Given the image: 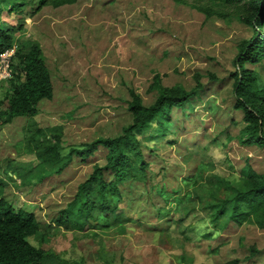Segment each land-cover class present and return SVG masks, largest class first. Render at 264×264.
Segmentation results:
<instances>
[{"label": "rangeland", "instance_id": "1", "mask_svg": "<svg viewBox=\"0 0 264 264\" xmlns=\"http://www.w3.org/2000/svg\"><path fill=\"white\" fill-rule=\"evenodd\" d=\"M247 12V0H46L10 12L0 3V19L12 26L5 49L37 41L52 83L34 115L3 122L8 54L0 66V197L34 212L39 228L27 238L46 254L41 264H215L233 256L264 264V226L210 217L228 191L223 179L241 186L246 162L264 174V146L236 139L241 112L229 74L238 42L252 32ZM255 68L263 87L264 70ZM198 79L203 86L182 107L135 130L148 163L139 180H147L118 182L116 220L58 224L77 184L105 161L103 147L85 156L72 149L121 131L129 89L148 104L162 88ZM53 142L58 161L36 157Z\"/></svg>", "mask_w": 264, "mask_h": 264}, {"label": "trees", "instance_id": "2", "mask_svg": "<svg viewBox=\"0 0 264 264\" xmlns=\"http://www.w3.org/2000/svg\"><path fill=\"white\" fill-rule=\"evenodd\" d=\"M1 2H4L10 12L20 11L26 6L38 8L46 0H0ZM247 5L248 12L242 16V21L251 27L252 32L238 42L233 60L235 68L229 72L232 78L233 107L241 112L242 124L238 128L236 139L244 146L263 147L264 86L257 84L255 67L264 70V0H247ZM11 28L0 19V52L12 45ZM10 59L12 89L6 98L3 122L17 115H34L39 100L48 98L52 89L50 74L37 41L26 40L13 48ZM209 76L213 77L211 73ZM17 80L20 81L16 82ZM202 86L203 83L198 79L190 88L164 87L148 104H143L140 96L129 89L130 98L126 107L131 117L122 125L121 131L112 135H98L81 147L72 149L77 155L85 156L97 147H103L106 151L105 161L101 165H92L88 175L77 184L72 198L59 210L55 221L65 227L84 229L94 225L109 226L116 220L120 213L117 206L120 196L118 182L131 177H135L137 182L147 180L145 177L144 180H139V173L144 175L143 171L148 163L142 157L135 130L144 127L157 114L161 119L167 118L171 107H182ZM55 143L41 144V148L35 152L36 157L47 162L58 161L59 153ZM244 170L239 187L222 180L228 191L212 204V222L224 216L223 226L229 221L234 225L249 222L259 227L264 226V174L255 171L248 162L244 164ZM38 228L39 222L32 210L14 207L0 197V264H41L46 254L27 238L36 233ZM206 235L209 236V233ZM238 262L239 258L233 256L215 264Z\"/></svg>", "mask_w": 264, "mask_h": 264}, {"label": "built area", "instance_id": "3", "mask_svg": "<svg viewBox=\"0 0 264 264\" xmlns=\"http://www.w3.org/2000/svg\"><path fill=\"white\" fill-rule=\"evenodd\" d=\"M13 51V48L11 49H4L3 51L0 52V66L2 69V72L5 71L6 66H7V60H6V55L8 54L10 57V53ZM5 56V59L3 58Z\"/></svg>", "mask_w": 264, "mask_h": 264}, {"label": "crops", "instance_id": "4", "mask_svg": "<svg viewBox=\"0 0 264 264\" xmlns=\"http://www.w3.org/2000/svg\"><path fill=\"white\" fill-rule=\"evenodd\" d=\"M42 99H43V98H42ZM40 100H41V99H40ZM40 100H39V101H40ZM17 116H18V115H17Z\"/></svg>", "mask_w": 264, "mask_h": 264}]
</instances>
